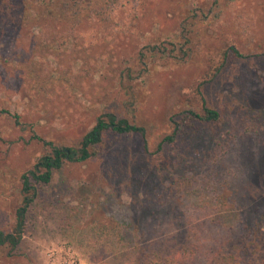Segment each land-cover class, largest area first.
<instances>
[{"label":"rangeland","instance_id":"obj_1","mask_svg":"<svg viewBox=\"0 0 264 264\" xmlns=\"http://www.w3.org/2000/svg\"><path fill=\"white\" fill-rule=\"evenodd\" d=\"M121 2L108 30L84 25L71 38L69 32L44 30L33 48L34 39L27 41L21 31L0 33V109L18 114L21 124L0 113V230L10 231L13 224L20 173L47 150L32 133L71 145L99 112L119 115L132 109L151 152L142 153L136 134H106L100 154L65 163L39 188L17 245L0 247V264H49L47 250L59 246L69 247L86 264L111 263L120 241L102 228L101 220L136 222L141 215L139 208L127 206L129 187L122 190L120 182L121 194L111 190L119 182L113 179L117 172H124L126 185H138L140 196L165 189L172 197L169 206L203 204L228 215L222 220L231 226L238 216L199 187L202 177L221 189V202L240 196L249 205L264 199V0H219L218 8L212 0ZM196 8L206 17L192 21L188 57L176 61L156 53L143 64L139 50L179 42V22ZM229 46L242 57L226 59L201 88L218 119L184 128L183 135L192 131L191 142L206 157L194 177L179 181L174 157L184 146L177 153L157 154L154 143L169 132L168 119L175 113L199 109L195 88Z\"/></svg>","mask_w":264,"mask_h":264},{"label":"trees","instance_id":"obj_2","mask_svg":"<svg viewBox=\"0 0 264 264\" xmlns=\"http://www.w3.org/2000/svg\"><path fill=\"white\" fill-rule=\"evenodd\" d=\"M121 5V0H0V33L21 31L28 37L27 41L34 39L33 48L38 44L36 36L44 30L69 32L70 38L74 29L84 25L92 24L108 30L113 26L114 12ZM211 5L218 8L219 0H212ZM196 11L197 8L179 22L177 44L168 41V47L145 45L138 52L140 61L145 64L146 56L156 53L176 61L186 59L192 21L196 23L206 17V12L197 14ZM50 41H54L52 36ZM241 57L234 46L223 50L213 71L195 88L199 109L186 107L175 113L168 119L169 132L155 141L152 153L157 154L168 149L177 153L184 146L174 157L175 179L180 181L194 177L197 165L206 157L203 151L197 150V144L191 142L192 131L186 137L183 135L186 133L184 128L211 123L219 117L218 110L206 104L201 93L202 85L223 67L226 59ZM0 113L11 118L14 125H21L18 114H10L4 109H0ZM106 134H136L142 153L151 154L148 152L146 131L136 123L132 109L119 115L109 111L99 112L93 117L92 125L71 145L53 144L32 133V137L40 140L47 150L19 175V203L13 212L10 231L0 230V247L13 248L17 245L28 208L34 203L39 188L50 182L53 172L65 163H80L100 154ZM183 142L186 143L183 145ZM119 173L113 178L119 182L111 184V190L121 194L129 187L126 190L130 198L127 206L133 210L139 208L141 215L136 222H117L110 218L101 220L102 228L109 230L110 235L120 241L121 248L114 252L116 254L109 264H264V199H254V203L249 205L242 202L240 196L221 202V189L215 188L212 180L208 181L206 176L202 177L198 182L199 187L218 203L231 207L229 210L238 216L236 225L231 226L222 220L228 215L219 216L203 204L198 207L169 206L172 197L164 194L165 189H154L152 193L145 190L140 196L138 185L131 182L126 185L124 172ZM120 182L124 183L122 190L118 188ZM163 222L165 226L160 228Z\"/></svg>","mask_w":264,"mask_h":264},{"label":"built area","instance_id":"obj_3","mask_svg":"<svg viewBox=\"0 0 264 264\" xmlns=\"http://www.w3.org/2000/svg\"><path fill=\"white\" fill-rule=\"evenodd\" d=\"M46 253L49 264H86L69 247L59 246L58 249H49Z\"/></svg>","mask_w":264,"mask_h":264}]
</instances>
